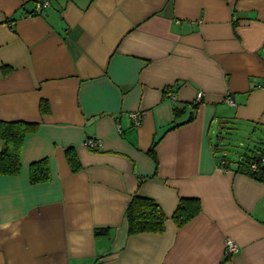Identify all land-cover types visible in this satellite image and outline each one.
Instances as JSON below:
<instances>
[{
    "label": "crops",
    "instance_id": "crops-1",
    "mask_svg": "<svg viewBox=\"0 0 264 264\" xmlns=\"http://www.w3.org/2000/svg\"><path fill=\"white\" fill-rule=\"evenodd\" d=\"M36 3L0 0V123L33 128L20 173L0 174V264H264V182L247 174L264 154V0ZM135 196L163 233L129 234ZM183 200L200 210L178 226Z\"/></svg>",
    "mask_w": 264,
    "mask_h": 264
},
{
    "label": "trees",
    "instance_id": "trees-1",
    "mask_svg": "<svg viewBox=\"0 0 264 264\" xmlns=\"http://www.w3.org/2000/svg\"><path fill=\"white\" fill-rule=\"evenodd\" d=\"M32 127L26 123H0V139L5 145L0 151V174L17 175L21 171L20 155L25 135L32 131ZM264 156V154L262 155ZM254 158L248 162L247 174L264 182V165L259 163L260 158ZM258 162L259 169L252 172L251 163ZM224 166L226 167L225 163ZM30 180L33 184L47 182L50 179L48 162L41 161L30 167ZM196 200H183L174 214V220L178 226H184L200 210ZM158 204L149 198L135 196L128 206L127 218L129 234L151 233L161 234L165 230L166 218ZM102 235V232L98 233Z\"/></svg>",
    "mask_w": 264,
    "mask_h": 264
},
{
    "label": "built area",
    "instance_id": "built-area-1",
    "mask_svg": "<svg viewBox=\"0 0 264 264\" xmlns=\"http://www.w3.org/2000/svg\"><path fill=\"white\" fill-rule=\"evenodd\" d=\"M49 3H50V0H37V3H36L37 8H36L34 14H37V15L43 14L44 11L50 6ZM196 95H197V97H196L194 104L198 105L201 103L204 94H203V92H199ZM166 96H168V98L171 101H177L178 100V97L174 93H168V95H166ZM226 102L230 105H234V99L231 96L227 97ZM130 117L132 119L131 121L133 122L134 126H136V127L141 126L142 118H143V114L141 112L132 113ZM85 145H86V148H89L91 150L99 149V143L93 139L86 140ZM259 163L261 165H264V156H262L260 158ZM222 165H224V163H222ZM258 169H259L258 162L254 161V163H251L252 172L257 171ZM225 252H226V255L229 257H231L234 254H236L237 252H239L237 243L234 240L227 239V241L225 243Z\"/></svg>",
    "mask_w": 264,
    "mask_h": 264
},
{
    "label": "rangeland",
    "instance_id": "rangeland-1",
    "mask_svg": "<svg viewBox=\"0 0 264 264\" xmlns=\"http://www.w3.org/2000/svg\"><path fill=\"white\" fill-rule=\"evenodd\" d=\"M230 140V145L228 147H230V149L234 152V153H241L242 148H240V143L242 142L241 140H237V138H235V136H232L229 138Z\"/></svg>",
    "mask_w": 264,
    "mask_h": 264
}]
</instances>
